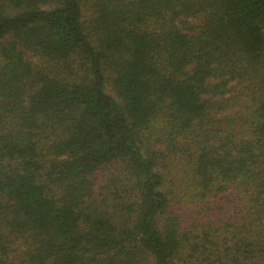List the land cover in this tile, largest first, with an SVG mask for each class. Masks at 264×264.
<instances>
[{"label": "trees", "instance_id": "1", "mask_svg": "<svg viewBox=\"0 0 264 264\" xmlns=\"http://www.w3.org/2000/svg\"><path fill=\"white\" fill-rule=\"evenodd\" d=\"M0 264H264V0H0Z\"/></svg>", "mask_w": 264, "mask_h": 264}, {"label": "rangeland", "instance_id": "2", "mask_svg": "<svg viewBox=\"0 0 264 264\" xmlns=\"http://www.w3.org/2000/svg\"><path fill=\"white\" fill-rule=\"evenodd\" d=\"M231 195H233V193H232ZM235 195H236V194H235ZM232 208H233V207H232ZM183 211H186V207H184Z\"/></svg>", "mask_w": 264, "mask_h": 264}]
</instances>
